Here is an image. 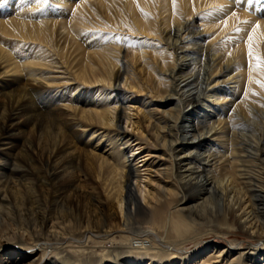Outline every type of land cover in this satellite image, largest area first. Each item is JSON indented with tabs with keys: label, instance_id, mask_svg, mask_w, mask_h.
<instances>
[{
	"label": "bare ground",
	"instance_id": "obj_1",
	"mask_svg": "<svg viewBox=\"0 0 264 264\" xmlns=\"http://www.w3.org/2000/svg\"><path fill=\"white\" fill-rule=\"evenodd\" d=\"M47 1L30 0L32 6L0 22V31L28 41L30 49L35 44L38 53L42 44H54L53 33L60 29L64 41L54 46L62 59L79 52L76 76L86 88L85 104L77 105L76 86L68 96L58 94L65 102L59 107L40 93L44 85L20 81L27 67V76L38 78L37 68L46 60L30 56V50L29 64H15L0 45V61L19 74L0 90L8 102L0 100V142L15 118L23 116L29 125L10 158L0 153V252L7 256L1 264H264V8L255 17L259 0H56L71 9L68 20H52L50 14L32 20L31 10ZM100 10L123 37L109 41L116 49L97 44L93 51L83 50L78 31L91 27L86 16L100 20L95 15ZM135 35L151 37L153 43L146 45L151 55L142 51L145 44L127 43ZM63 85L56 84L67 88ZM138 93L145 105L141 122L132 121L123 105ZM111 123L113 134L103 137L117 151L106 159L94 156L101 158L98 169H104V183L121 214L114 221L80 165L82 152L95 157L73 142L80 139L73 129L78 126L89 136L85 145L94 137L99 145L102 136L95 127ZM142 148L147 153L138 158L145 164L151 158L146 167L154 168L153 178H142L132 162ZM66 151L69 157L60 154ZM9 184L25 191L12 199L13 218L4 210ZM80 199L89 200L83 214ZM235 233L250 239L204 244L210 250L202 257L200 250L182 251L208 234ZM93 238L108 244L96 259L74 254H82L79 245L72 253L69 244L55 246ZM38 250L42 256L34 258Z\"/></svg>",
	"mask_w": 264,
	"mask_h": 264
},
{
	"label": "rangeland",
	"instance_id": "obj_2",
	"mask_svg": "<svg viewBox=\"0 0 264 264\" xmlns=\"http://www.w3.org/2000/svg\"><path fill=\"white\" fill-rule=\"evenodd\" d=\"M51 1H55V2H51ZM61 2H64L66 0H59ZM72 1H79V0H72ZM156 1V0H154ZM30 3V0H0V22L6 20H9L11 17L16 15V12L19 9H25L26 7H30L32 5H28ZM67 3V1L65 2ZM259 3L261 5V7H259V10H257L255 17L259 16L258 11L263 10L264 8V0H259ZM143 9V8H142ZM14 13H13V12ZM32 12V20L33 19H37V17L39 16L38 19H43L45 16V14H50L51 17L53 18L52 20L55 19H62L63 21H66L70 18V14H71V9L70 8H65L64 6H62V4L60 2H56V0H48L46 5L43 7H35V9L31 10ZM262 12V11H261ZM251 14V13H250ZM95 15L100 18V20H96L93 17H89L86 16V22L91 26V27H83V31H78V36L76 38V41L83 43L82 45L84 46L82 49L86 50V51H93L96 48L94 46H96L97 44H100L104 49H116L112 44L109 43V41H111L112 39H120V37H123L122 35H118L120 34L118 32V29L115 28V24L114 22H107L105 20L106 18V14L104 13V11L100 10L97 11L95 13ZM252 16L254 17L253 13ZM117 18V16L113 17V19ZM2 19V20H1ZM108 19V18H107ZM111 20V19H108ZM116 20V19H115ZM82 28V27H80ZM85 31V32H84ZM60 29H57V31L55 33H53L52 39H53V43L56 45H59L62 43L63 36L59 33ZM210 34V33H208ZM87 37L89 38H86ZM94 37V38H93ZM148 38V39H147ZM147 38H142L141 35L138 36H133L132 38L128 39L129 40L127 43H129L130 45L134 46L135 48H138L137 44H145V48L142 51H146V53L148 55H151V53H149V48L146 49V45L147 43L151 42V37L147 36ZM211 38V36H209V39ZM11 39V40H10ZM208 39V40H209ZM207 41V40H204ZM22 42V43H21ZM153 43V42H151ZM54 44H42L40 47L41 52L35 53L37 51H39L38 46H36L35 44H33L32 48L30 49V45L28 41L25 40H18L15 37H11L10 36H5L4 34L1 33L0 31V45H4L5 46V50L7 52H10V56L13 58L14 63L15 64H29L30 62H27V60H29V57L27 58L26 56H28V52L31 50V54H29L32 57H36V58H41L43 57L46 61H44L43 63H47L46 66L42 67L41 65L38 66L37 70L38 71H42L40 72L41 75L38 78L32 77L29 78V76H27V73L29 72L28 67L26 70H23V73L20 74V81L25 82V79H34L32 80L31 83H33L34 85H39L42 84L44 85L40 90L43 95L44 94H49V97H52L54 103H57V105H59V107H63L65 102L62 101H58L59 96L58 94H61L64 92V94H66L68 96L69 94V89L72 86H76L77 87V91L74 94H77L75 98L76 101H78V106L80 107V105H84L85 103L82 101L85 97V94H82L83 91L86 90L85 85L83 84L84 82H81L79 79H77L76 76V69L78 68L77 65V57L79 55V52H72V53H64L66 55V57L64 59L61 58V54L59 55V53L57 52V49H55ZM138 50V49H137ZM45 53L47 55V57H45ZM33 59V58H32ZM52 59V60H51ZM147 59H149V56H147ZM261 61V59H260ZM143 64V61L141 62V59L138 60L134 66H135V72H137L139 70V68L141 67V65ZM119 66V65H118ZM9 67L7 66V64L3 61H0V90L7 89V86L12 83L13 81H16L17 78L19 77V74H14L12 72H8L7 69ZM245 68V67H243ZM116 69V68H115ZM240 73L243 72V70L239 69ZM26 72V74H25ZM53 81V82H51ZM56 84H64V87L67 88H59V86H56ZM101 84V83H98ZM66 85V86H65ZM78 85V86H77ZM81 85V86H80ZM107 85V84H105ZM119 85L122 87V82L119 83ZM83 87V88H82ZM126 88V87H125ZM48 92V93H47ZM134 92V90H133ZM84 93V92H83ZM83 95V96H81ZM136 95V98L133 100L132 98H128L127 100H124L123 105L126 108H129V111H127V113H129L130 118L132 121H138L141 122L142 120V113L145 111L144 104H141L140 99H143V95L141 93L138 94H134ZM112 99V96H111ZM132 99V100H130ZM209 100H211L212 98H208ZM0 100L3 102V104L8 106V102L6 99H1L0 96ZM113 100V99H112ZM140 102V103H139ZM76 103V102H75ZM113 104L111 103V106ZM65 107V106H64ZM77 107V106H76ZM26 123V119L23 116H19L17 118H15L14 120H12L11 122L7 123V128H6V133L3 135L5 137H3V140H1L0 142V153L2 154L3 159H8L10 158V154L12 153L11 151L14 150V148L17 146V144L23 140L24 138H26V131L29 130V125L25 126ZM115 123V121L113 122ZM113 123L109 124L111 126L107 127V125L101 126V127H95L98 128V132L100 133L99 136H102V140L99 141V145H97L98 141L97 138L92 139L88 144H84L88 139L89 136L82 134V132L80 131L81 128L76 126L73 129L76 130L78 132L77 136L80 139H73V142L80 147V149H86L88 151V153H91V155H93V157L96 156H100L104 159L107 158V154L110 153L111 155L113 154L112 151L113 149H111L112 145H109V143L107 141H105V135L108 134V136L113 134L114 131V125ZM128 125V121H126L125 119H123L120 123V127L125 129ZM131 125V124H129ZM134 126V125H133ZM133 126L130 128H128L129 132H134L135 134L137 133L136 130H132ZM39 131V129L36 131V133ZM104 131V132H103ZM103 132V133H102ZM98 136V137H99ZM79 140V141H78ZM79 142V143H77ZM34 143V147L33 150L36 153V155H39V147L37 146L39 143L38 139H34L33 140ZM113 143H115L113 141ZM91 145V146H90ZM85 146V147H84ZM92 147V148H91ZM94 147V149H93ZM105 148L108 150V148H110L108 151L105 150ZM93 149V150H91ZM130 149H128L129 151ZM117 148H114L113 152H116ZM136 151V150H135ZM133 152H128L129 155H131ZM146 149L142 148L140 154L135 153L132 154L131 159L134 158V160H132L133 163H135V166H138L137 168L139 169V174L140 176H142V178H145L147 176H150L153 178V169H149L148 167H146V165L151 161V158L148 159V163L145 164L146 161H141L142 158H138L141 155H145ZM60 154H64L66 155L65 157H69L68 151L66 152H61ZM96 158L95 160H90L87 158V156H85L82 152L81 155V168L84 169L85 171H88L91 174V183L93 185H95L99 192H100V196H101V200L103 203V207L108 210V208L111 210L110 212L112 213V220H117L118 218H120V212H119V208L116 204V200L112 199L109 195L113 192L112 189H110L109 186H106V184L104 183V177H105V171L104 169L99 170L98 169V161H100L101 158ZM97 159V160H96ZM101 173H100V172ZM99 173V176L97 175ZM102 173H104V176H102ZM141 178V179H142ZM131 183L134 184V178L131 179ZM12 184H9L5 187V193L8 196V198L10 199V201L8 202L9 206L5 205V207H7L5 210V212L9 213V217L13 218V205H12V199L18 195H23L25 193V191L21 188L14 189L12 187ZM24 198H27L24 197ZM89 202V200L85 199L82 200L80 199L78 201L79 206V214H83V212L86 210L83 206L85 204H87ZM141 203V202H140ZM95 209V208H94ZM5 217L7 218V215H5ZM8 220V219H7ZM9 221V220H8ZM142 226H144L142 224ZM13 227V225H7V229H11ZM117 234H121V235H125V232H118ZM127 235V234H126ZM136 236L137 238H142V235H133ZM250 238H246L243 235H240L239 233H235V234H226V235H222V236H218L215 234H208L206 236H204L202 243L199 244H192V243H188L184 246V248H182V251L184 254H189L192 253L194 251H199L197 256H205L210 248L208 247H204V244H209V243H217L220 245H228V242L233 243L234 241H237V244H241L242 242L248 241ZM12 240V239H11ZM244 240V241H243ZM98 241V242H95ZM207 241V243H206ZM228 241V242H227ZM103 242V244H102ZM100 241L97 238H93V241L88 242V240H84L81 239L79 243H75L72 242L70 240L67 241V239H65L64 241H62L61 243L55 245V246H71L68 247L67 249H69L71 251V253L73 252L72 250L76 249L75 247L72 248V246H80V249L83 250L82 254H78V253H74L77 255H81L82 259H91L94 258L95 255H97V253L101 252L100 250L103 249L104 246H108L106 242V240L104 241ZM98 243V244H97ZM11 244V243H9ZM101 244V245H100ZM103 246V247H101ZM72 248V249H71ZM5 252H0V255L2 254V259L0 260V264L3 262V259H6L7 256L4 255ZM42 251H36L34 258H39L42 256ZM48 253V251L46 252ZM96 259V258H94ZM14 260V259H13ZM39 260V259H38ZM2 261V262H1ZM8 262V261H7ZM41 263L36 262V264H43V262L40 260ZM103 264V263H101Z\"/></svg>",
	"mask_w": 264,
	"mask_h": 264
},
{
	"label": "snow or ice",
	"instance_id": "obj_3",
	"mask_svg": "<svg viewBox=\"0 0 264 264\" xmlns=\"http://www.w3.org/2000/svg\"><path fill=\"white\" fill-rule=\"evenodd\" d=\"M249 55H251V49L249 50Z\"/></svg>",
	"mask_w": 264,
	"mask_h": 264
}]
</instances>
